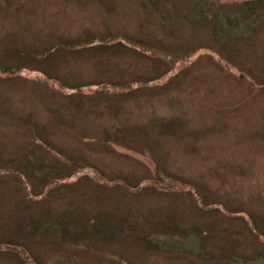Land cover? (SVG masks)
Here are the masks:
<instances>
[{
  "label": "rangeland",
  "instance_id": "rangeland-1",
  "mask_svg": "<svg viewBox=\"0 0 264 264\" xmlns=\"http://www.w3.org/2000/svg\"><path fill=\"white\" fill-rule=\"evenodd\" d=\"M0 264H264V2L0 0Z\"/></svg>",
  "mask_w": 264,
  "mask_h": 264
},
{
  "label": "trees",
  "instance_id": "trees-1",
  "mask_svg": "<svg viewBox=\"0 0 264 264\" xmlns=\"http://www.w3.org/2000/svg\"><path fill=\"white\" fill-rule=\"evenodd\" d=\"M235 1L244 3L246 5H254L256 2H258V3L264 2V0H235Z\"/></svg>",
  "mask_w": 264,
  "mask_h": 264
}]
</instances>
